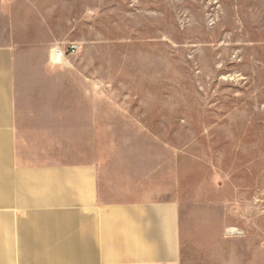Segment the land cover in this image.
<instances>
[{
	"label": "crops",
	"instance_id": "crops-1",
	"mask_svg": "<svg viewBox=\"0 0 264 264\" xmlns=\"http://www.w3.org/2000/svg\"><path fill=\"white\" fill-rule=\"evenodd\" d=\"M36 1L0 0V264H264V235L227 236L229 195L98 99L79 52L52 62Z\"/></svg>",
	"mask_w": 264,
	"mask_h": 264
},
{
	"label": "rangeland",
	"instance_id": "rangeland-1",
	"mask_svg": "<svg viewBox=\"0 0 264 264\" xmlns=\"http://www.w3.org/2000/svg\"><path fill=\"white\" fill-rule=\"evenodd\" d=\"M37 3L98 99L127 100L193 187L229 195L227 236L264 235V0Z\"/></svg>",
	"mask_w": 264,
	"mask_h": 264
},
{
	"label": "built area",
	"instance_id": "built-area-1",
	"mask_svg": "<svg viewBox=\"0 0 264 264\" xmlns=\"http://www.w3.org/2000/svg\"><path fill=\"white\" fill-rule=\"evenodd\" d=\"M79 45L77 43H69L67 45H54L51 47V60L55 65H63L67 55L78 53Z\"/></svg>",
	"mask_w": 264,
	"mask_h": 264
}]
</instances>
